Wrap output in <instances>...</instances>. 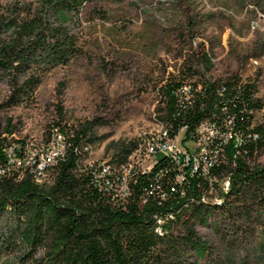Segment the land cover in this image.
<instances>
[{"label": "rangeland", "instance_id": "1", "mask_svg": "<svg viewBox=\"0 0 264 264\" xmlns=\"http://www.w3.org/2000/svg\"><path fill=\"white\" fill-rule=\"evenodd\" d=\"M80 28L81 54L39 77L29 94L16 98L15 90L31 73L19 80L1 74L0 143L14 160L0 170L1 179L16 184L30 175L47 189L56 165L38 174L37 163L54 129L71 136L87 123L91 133L83 141L87 151L78 173L117 164L154 127L155 109L162 106L159 87L166 80L238 78L255 84L263 107L254 123L264 130V0H93L82 11ZM205 56L213 64L209 70L201 61ZM7 121L11 135L3 132ZM221 156L217 166L224 152ZM251 160L264 165V146ZM127 161L128 156L122 162ZM207 182L203 201L222 205L219 195L229 189L228 176L212 174ZM195 229L211 249L199 264H264V189L229 199L208 226ZM44 258L43 248L20 247L0 255V264H37Z\"/></svg>", "mask_w": 264, "mask_h": 264}, {"label": "trees", "instance_id": "2", "mask_svg": "<svg viewBox=\"0 0 264 264\" xmlns=\"http://www.w3.org/2000/svg\"><path fill=\"white\" fill-rule=\"evenodd\" d=\"M92 1L0 0V78L2 73L15 79L32 74L17 85L16 98L29 94L39 77L81 54V14ZM201 61L206 69L213 67L210 58ZM182 82L166 80L158 91L162 106L155 109L156 119L171 136L185 128L182 142H198L200 126L208 124L219 134L231 131L241 139V144L230 139L223 145V162L210 171L220 178L228 176L229 189L219 195L222 205L203 201L207 178L187 173L177 182L179 163L165 158H159L149 172L131 178V194L125 201L107 194L106 184H100L99 191L89 170L78 173L90 125L80 126L71 136L56 128L64 135L66 148L64 159L54 168L51 186L43 189L30 175L16 184L0 178V255L24 247L45 250L44 260L37 264H199L207 260L211 249L198 236L196 225L208 226L213 213L225 208L229 199L264 189V165L251 160L264 146V130L254 123L263 106L255 84L238 78L194 83L188 100L174 94ZM3 132L13 133L10 121ZM134 145L124 150L119 164L126 163L122 161ZM1 146L0 167L7 162ZM153 184L161 191L146 196Z\"/></svg>", "mask_w": 264, "mask_h": 264}, {"label": "built area", "instance_id": "3", "mask_svg": "<svg viewBox=\"0 0 264 264\" xmlns=\"http://www.w3.org/2000/svg\"><path fill=\"white\" fill-rule=\"evenodd\" d=\"M257 64V63H255ZM200 89V87H198ZM195 91L194 83L190 81H183L180 86L176 88L174 94L180 98L188 100L192 97ZM204 130L210 133H205ZM52 135L53 139L45 153L39 158L37 169L42 172L47 167L56 165L60 160L64 159L66 140L62 133L54 129ZM163 131H169L168 127L161 122H154V127L146 132L143 137L138 139L128 155L127 164H112L101 163L99 165L91 166L88 170L92 174L93 184L99 190V184H106L107 194L111 196H119L122 200H126L131 192L129 182L137 173H146V171H139L134 169V161L139 157L150 156L151 164H157L159 158L168 159L172 161H179V168L175 176V180L180 182L187 173L190 176L194 174L203 175L205 178H210V171L219 164L221 154L223 153V145L230 139H234L237 144H241V139L231 131L227 133H220L209 127L208 124H202L199 128L202 133L201 139L198 142L190 141L183 143V133L185 128H181L174 136L170 135L167 145H160V138ZM207 134V135H206ZM145 140H153V152H143V142ZM188 143H195L196 148H190ZM187 145V146H186ZM7 162L0 170H8L12 161L8 153H6ZM16 156V155H15ZM226 184L229 185V182ZM161 191L158 184H153L148 189L146 196L153 195Z\"/></svg>", "mask_w": 264, "mask_h": 264}, {"label": "bare ground", "instance_id": "4", "mask_svg": "<svg viewBox=\"0 0 264 264\" xmlns=\"http://www.w3.org/2000/svg\"><path fill=\"white\" fill-rule=\"evenodd\" d=\"M154 117H155V121H156V115ZM169 138H170L169 131H163L162 132V137L160 138V145H167ZM143 152L144 153L153 152V140H145L143 142ZM139 158H141V159L139 160V162L137 164H136L137 161H134V169H138L139 171H146L147 168H148V172H149V168L153 165V164H151V157L150 156H142V157H139ZM174 162L179 163V161H174ZM123 164H127V163H123ZM144 164H147L145 166V168H144ZM2 171L5 172L6 170L5 171L2 170ZM41 173L42 172H40V171L38 172V174H41ZM99 191H100V184H99ZM153 195H149V196H153ZM162 196H163L162 198H164V195H162Z\"/></svg>", "mask_w": 264, "mask_h": 264}]
</instances>
